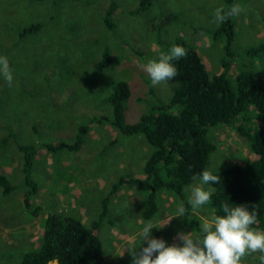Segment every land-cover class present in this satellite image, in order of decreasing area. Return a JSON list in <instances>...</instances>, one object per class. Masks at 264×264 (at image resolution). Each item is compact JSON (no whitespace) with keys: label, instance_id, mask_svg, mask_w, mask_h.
<instances>
[{"label":"rangeland","instance_id":"374dc122","mask_svg":"<svg viewBox=\"0 0 264 264\" xmlns=\"http://www.w3.org/2000/svg\"><path fill=\"white\" fill-rule=\"evenodd\" d=\"M109 2L0 0V55L8 58L15 77L12 87L0 77V174L15 185L8 194L0 187V264H19L22 254L36 247L47 214L72 215L90 227L104 198L107 214L95 231L104 253L101 264H133L125 247L139 243L148 220L165 223L183 204L174 191L161 189L156 213L143 217L150 189L143 166L152 146L142 135L122 136L104 122L90 125L78 150H38L31 172L38 191L32 201L41 209L34 217L22 204L26 188L19 144L72 142L79 125L95 116H110L108 97L122 80L130 86L124 103L126 122L137 121L150 107L167 102L175 87L169 81L153 86L141 66L183 42L199 52L211 76L225 71L233 81L244 69L264 80V0L235 1L244 11L233 17L231 58L224 54L223 37L214 35L219 23L213 22V12L226 7L224 0H155L142 12H135L140 0H114L115 26L106 29L103 16ZM36 22L43 23L37 32H21ZM105 49L109 60L101 66ZM255 113L251 108L233 124L209 128L214 148L205 170L215 172L257 158L239 130L241 120L246 128L256 124ZM198 183L185 187L187 201ZM213 215L210 203L195 212L190 207L186 216L154 228L152 237L182 245L178 234L199 235L186 219L197 218L201 226ZM146 246L147 242L137 253ZM124 248V255H117ZM244 264H264V254H249Z\"/></svg>","mask_w":264,"mask_h":264},{"label":"trees","instance_id":"16d2710c","mask_svg":"<svg viewBox=\"0 0 264 264\" xmlns=\"http://www.w3.org/2000/svg\"><path fill=\"white\" fill-rule=\"evenodd\" d=\"M225 8L231 7L236 0H224ZM155 0H140L135 12H142ZM116 3L110 0L103 16L106 29L114 28L113 14ZM43 26L42 22L24 27L22 33H35ZM215 37H223L224 54L233 56L232 45L236 36L233 18L219 23ZM184 46V42L182 43ZM187 56L174 61L178 75L169 82L175 83L171 98L157 106L150 107L133 123L126 122L124 103L130 96V86L126 81H117L108 97L110 116H95L78 126L72 142L19 144L23 153V183L25 192L23 207L34 217L40 214V206L33 204L32 197L38 191V184L32 177L34 157L40 148L47 151L62 149L78 150L84 136L94 123L108 122L122 136L142 135L152 146V151L143 166V173L149 185L143 217H152L158 208L157 193L168 189L183 200L188 209L185 187L193 182V175L199 176L208 165L209 155L214 148L208 139V130L215 125H229L241 116L249 114L253 108L256 124L246 128L245 121L240 124V132L250 140L252 151L257 155L254 160L244 164L232 163L224 169L212 172L220 176L218 184L208 185L212 190L211 207L215 215H223L221 205L230 207L244 204L258 213V224L254 227L264 230V80L248 70H240L231 81L226 72L211 76L199 52L193 46H184ZM100 62L107 65L109 51L105 49ZM229 61L224 62L228 66ZM115 142V140H113ZM0 187L4 194L15 189L9 178L0 174ZM107 214V198L102 200L98 218L90 227L77 217L59 213L47 214L43 223L41 239L36 247L24 252L19 264H101L104 253L96 229ZM190 227H197V218H188Z\"/></svg>","mask_w":264,"mask_h":264},{"label":"clouds","instance_id":"9594fccd","mask_svg":"<svg viewBox=\"0 0 264 264\" xmlns=\"http://www.w3.org/2000/svg\"><path fill=\"white\" fill-rule=\"evenodd\" d=\"M244 11L239 4L229 8L217 7L213 12L215 23H223L230 18L239 16ZM187 56V49L181 45H173L168 52L162 53L158 59L150 60L142 65L150 76L153 86L166 83L178 75V68L174 61ZM0 77L9 87L13 86L14 72L6 56L0 55ZM193 181H199L191 187L188 204L193 212L211 202L212 190L206 185L218 184L220 176L209 170H203ZM223 215H213L205 219L200 226V234L180 233L178 238L182 245H167L163 239L152 237L154 228H164L173 217H183L187 208L181 204L165 223L148 220L139 232V243H129L125 248L130 250L133 264H244L249 254H264V230L254 226L258 224V213L247 205L239 204L230 207L228 203L221 205ZM145 242L146 247L137 253ZM125 248L117 255L123 256Z\"/></svg>","mask_w":264,"mask_h":264}]
</instances>
